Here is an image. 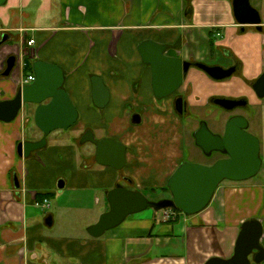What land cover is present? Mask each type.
I'll list each match as a JSON object with an SVG mask.
<instances>
[{
  "label": "crops",
  "instance_id": "0c3cea01",
  "mask_svg": "<svg viewBox=\"0 0 264 264\" xmlns=\"http://www.w3.org/2000/svg\"><path fill=\"white\" fill-rule=\"evenodd\" d=\"M250 2L264 28V0ZM13 3L0 12V41L8 37L0 47V103L15 99L26 78L34 75L25 73L27 63L41 60L64 71V89L79 119L68 131L51 134L47 147L28 158L18 154V145L43 138L38 128L27 134L35 124L36 107L26 106L12 122L0 120V264H205L212 257L230 258L243 222L255 218L264 222L262 187L251 195L254 208L263 209L262 213L239 222L229 215L226 186L221 185L211 204L195 216L178 212L177 219L170 221L163 211L146 210L99 238L91 237L88 228L109 210L107 193L118 184L163 191L180 161L179 149H173V133L165 137L152 131L151 125L146 132L134 130V111L142 112V126L175 117L170 99L165 101L168 112L159 110L140 44L154 41L166 45L169 56L205 63H230L222 55L228 50L239 58L250 79L264 68V32L236 20L234 0ZM53 8L58 14L48 19ZM31 39L36 43L29 47ZM13 56L15 69L5 77ZM94 77L109 90L102 109L95 103ZM235 86L237 81L232 80L223 92L235 94ZM88 130L97 139L111 138L127 146L123 170L100 165L96 146L80 143ZM44 199L50 200L48 210L37 205ZM92 211L86 233L78 232L83 213Z\"/></svg>",
  "mask_w": 264,
  "mask_h": 264
},
{
  "label": "water",
  "instance_id": "95a60500",
  "mask_svg": "<svg viewBox=\"0 0 264 264\" xmlns=\"http://www.w3.org/2000/svg\"><path fill=\"white\" fill-rule=\"evenodd\" d=\"M9 0H0V8ZM234 15L240 24L260 25L259 11L252 7L250 0H234ZM8 40L4 36L0 47ZM169 48L154 41L140 44L139 53L151 69L152 88L157 100L171 97L183 84L191 63L181 58L167 55ZM16 57L7 61L5 77L15 69ZM196 66L215 80L230 78L234 68L224 69L220 66H208L197 63ZM35 80L21 86L15 99L0 103V120L14 121L28 105L35 106L34 121L43 133L39 141H26L18 145V154L28 158L47 147L48 137L56 131H68L77 123L79 113L68 92L64 89V71L56 65L38 60L33 64ZM95 103L104 108L109 100V90L99 77L93 78ZM264 75L255 86L260 97H264ZM182 100L180 99V102ZM223 105L232 108L238 104L233 100H221ZM246 120L234 118L226 126L224 136L214 134L206 123L196 133V144L207 155L219 151L229 155L228 159L217 161L212 166L186 161L171 175L167 189L171 198L151 201L139 190H132L118 184L107 193L109 210L103 213L98 222L88 228L91 237L99 238L108 231L119 227L129 216L153 209L179 211L186 216H195L204 211L212 202L216 191L225 181L244 182L255 177L262 165L260 142L257 137L246 131ZM81 144L91 143L96 146V161L103 166L123 170L127 163V147L122 142L111 138L97 139L92 130L81 138ZM19 188L18 179H15ZM264 227L259 219L243 222L236 241L234 254L228 258L212 257L205 264H251L264 262V247L261 240Z\"/></svg>",
  "mask_w": 264,
  "mask_h": 264
},
{
  "label": "flooded vegetation",
  "instance_id": "af4514ba",
  "mask_svg": "<svg viewBox=\"0 0 264 264\" xmlns=\"http://www.w3.org/2000/svg\"><path fill=\"white\" fill-rule=\"evenodd\" d=\"M246 26L253 27L257 32L263 33L264 28L262 26V23L260 25H250L245 24ZM245 30V28H242ZM169 52V50H168ZM167 52V53H168ZM223 57L230 60V63L228 64H222L218 62L213 63H205V62H199L192 59L184 60L187 62H190L192 65L187 73V75L184 77L183 84L178 89L177 92H175L171 97L166 98L164 100H157L158 103H160L159 110L161 113H167L168 108L165 104V101L170 99L171 100V107L173 110V114L179 119L182 120L183 123H190V121H197L198 127L192 131V137L194 139V144H196V133L201 129V126L203 123H206L209 127V129L216 135L224 136L226 131V126L228 122L234 118H244L246 120V131L250 134L254 135L259 139L260 142V157L262 160V165L259 173L253 177L252 180H257L260 182V185H257L258 187L263 188L264 192V97H260V95L257 93L255 86L258 85V82L264 75V68L263 70L253 78H247L244 75V69L242 66V62L239 60V58L233 56L231 52L228 50H223L222 52ZM197 63H203L208 66H220L224 69H231L234 68V74L227 79L223 80H215L211 76H209L207 73H205L203 70L198 68L196 66ZM232 80L237 81V86H235L236 93L234 95L232 94H226L223 92V88L227 86L228 84L232 83ZM205 83L206 89L208 90V99L204 102L203 100H195L196 98V90L198 89V86ZM240 88V89H239ZM243 88V90H242ZM260 92H264V88L260 90ZM180 99L182 100L180 102ZM223 99H229L233 100L235 102H238V104L234 105L232 108L226 107V105H223L221 103V100ZM196 109L201 110L204 109L206 111V116H210L213 113L216 112L214 121L216 123H219L221 126H223V129L221 132H216L210 127V122L208 120H205L201 117V115L196 113ZM133 126H142L144 124L142 112H136L134 111L131 118ZM76 125V124H75ZM74 127V126H73ZM89 144V143H86ZM127 147V146H126ZM197 148L201 151L202 155L208 159H212L215 157H218L216 161H214L211 164H205L207 166L214 165L217 161L228 159L229 155L214 151L211 153V155L205 154V152L197 146ZM128 152V148H127ZM184 154L182 155V159L184 157ZM188 160L183 161L182 163L186 162ZM181 159L180 163L178 164L177 168L182 164ZM131 182L130 179L124 180ZM226 182V181H225ZM232 182V181H229ZM244 182H235V183H245ZM224 183V182H223ZM222 183V184H223ZM221 184V185H222ZM220 185V186H221ZM169 193V192H168ZM167 198H171V195L169 193V196ZM166 199V198H164ZM257 219V218H255ZM262 222V221H261ZM264 227V222H262ZM261 245L264 247V235L261 240ZM251 264H256L254 262V255L251 256ZM261 264H264L262 262Z\"/></svg>",
  "mask_w": 264,
  "mask_h": 264
},
{
  "label": "rangeland",
  "instance_id": "374dc122",
  "mask_svg": "<svg viewBox=\"0 0 264 264\" xmlns=\"http://www.w3.org/2000/svg\"><path fill=\"white\" fill-rule=\"evenodd\" d=\"M12 2V3H11ZM14 0H11L9 5H4L1 8L2 12L3 10H6L11 6L10 4L13 3ZM7 6V7H6ZM17 9H19L18 2H17ZM51 14L48 15V19L52 17L57 16L58 14V9L53 8V10H50ZM48 21V20H46ZM44 23V20H43ZM199 87V86H198ZM208 90L206 89L205 83L201 84V87L196 90V98L195 100H203L204 102L208 99L207 95ZM230 95V92L228 93ZM234 95V92L233 94ZM264 109V107H263ZM197 114L201 115V117L205 120H208L210 122V127L215 130L216 132H221L223 129V126H221L219 123H216L214 121L215 113H213L210 116H206V111L204 109L195 110ZM264 118V116H263ZM172 120V121H171ZM147 126H141V127H134V130H139L140 132H146L152 128V131H159L160 133L163 134V136H167L168 133H173V149L176 151L179 149V154L181 155V163L185 160H188L189 162H194V163H201V164H211L218 157L208 159L204 157L201 153V151L197 148V146L194 144V139L192 137V131H194L198 127V122L197 121H190V123H183L182 120H179L176 116L171 117L170 121L168 122L166 120V123L163 124H148L146 123ZM151 125V128L150 126ZM38 128L34 123L30 125V127L27 128V134L31 135V133ZM137 128V129H135ZM53 134V133H52ZM161 134V135H162ZM166 139V138H164ZM177 142L179 143V148L176 147ZM184 154V157L182 159V155ZM180 163V161H179ZM226 189V199L228 200V206H231L229 215H233L236 219V221H242V219L249 218L251 216L258 215V213H262L261 211L263 209L260 208V210L257 211V209L254 208V200L251 197L253 190H257L258 186L260 185V182L257 180H252V181H247L245 183H235V182H229L226 181L222 184ZM261 187V186H260ZM145 196L150 199L151 201H159L161 199L167 198L169 196L168 192L161 191L160 189L151 190L142 188L140 190ZM259 191V190H257ZM233 192V193H232ZM260 192V191H259ZM148 211L153 212V209H148ZM165 213V218H167L170 221L176 220L178 215H175L173 210H163ZM258 212V213H257ZM93 213H83L82 220L80 223L77 225L78 232L80 231H85L89 226H87L88 221L92 218L89 219V215ZM102 215V214H100ZM100 218V216H99Z\"/></svg>",
  "mask_w": 264,
  "mask_h": 264
},
{
  "label": "built area",
  "instance_id": "2783aa9c",
  "mask_svg": "<svg viewBox=\"0 0 264 264\" xmlns=\"http://www.w3.org/2000/svg\"><path fill=\"white\" fill-rule=\"evenodd\" d=\"M35 40L31 39L27 42V46L32 47L35 45ZM35 80V76L34 75H29L26 80L25 83H32ZM37 205L39 206V208H41L42 210H48L51 207V203L49 199H44L42 202H38ZM175 215H178V212L174 211L173 212Z\"/></svg>",
  "mask_w": 264,
  "mask_h": 264
},
{
  "label": "trees",
  "instance_id": "16d2710c",
  "mask_svg": "<svg viewBox=\"0 0 264 264\" xmlns=\"http://www.w3.org/2000/svg\"><path fill=\"white\" fill-rule=\"evenodd\" d=\"M30 72H33V65L30 64V63H27L26 68H25V73L27 75H29ZM163 191L169 192L168 189H167V186L163 188ZM43 197L44 196L40 197V199H42ZM173 211H175V210H173ZM176 212H179V211H176Z\"/></svg>",
  "mask_w": 264,
  "mask_h": 264
}]
</instances>
